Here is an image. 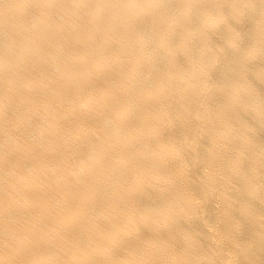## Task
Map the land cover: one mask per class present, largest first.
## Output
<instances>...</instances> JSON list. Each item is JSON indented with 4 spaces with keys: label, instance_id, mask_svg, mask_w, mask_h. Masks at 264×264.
I'll use <instances>...</instances> for the list:
<instances>
[{
    "label": "bare ground",
    "instance_id": "6f19581e",
    "mask_svg": "<svg viewBox=\"0 0 264 264\" xmlns=\"http://www.w3.org/2000/svg\"><path fill=\"white\" fill-rule=\"evenodd\" d=\"M0 264H264V0H0Z\"/></svg>",
    "mask_w": 264,
    "mask_h": 264
}]
</instances>
